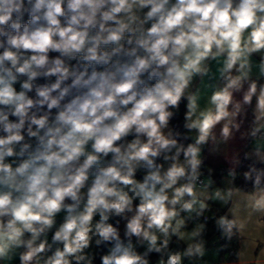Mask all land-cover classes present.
<instances>
[{
	"label": "clouds",
	"instance_id": "1",
	"mask_svg": "<svg viewBox=\"0 0 264 264\" xmlns=\"http://www.w3.org/2000/svg\"><path fill=\"white\" fill-rule=\"evenodd\" d=\"M261 133L264 0H0V264L203 262L210 224L228 241L245 227L206 214L240 185L233 169L209 191L204 152Z\"/></svg>",
	"mask_w": 264,
	"mask_h": 264
},
{
	"label": "crops",
	"instance_id": "2",
	"mask_svg": "<svg viewBox=\"0 0 264 264\" xmlns=\"http://www.w3.org/2000/svg\"><path fill=\"white\" fill-rule=\"evenodd\" d=\"M259 58L254 57V66L252 70L253 78H256L259 75V69L256 66L258 64ZM217 65L215 62L212 63V72L216 73ZM219 83L218 79L210 80L208 77L204 78V83L202 84L197 78L193 84V88L201 87L204 92V97L201 100V105L206 104L207 96L210 95L211 88H206V84H216ZM185 110V109H184ZM251 112H249L247 120L244 121L241 132L247 133L251 125ZM189 135L194 136V133H189ZM259 147L264 150V138H251L245 136L241 138L237 134L236 138L229 140L227 143H220L219 151L216 153H210L207 149L204 152L205 156V167L204 174L207 173L208 169H214L217 166H226L228 169H236L241 160L245 158V153H248L250 158L254 160H259L258 157L253 155L255 149ZM264 155V151H262ZM238 161V163H237ZM205 179V175L202 176ZM224 177V176H223ZM215 178L212 185V189L209 191L215 190L216 187L229 188L232 187L231 179L225 178ZM249 192L238 190L233 193L231 201L228 205H221L217 202V206H220L225 209V212H228V209L231 207L234 209L235 216L239 221L245 223L244 229L237 233L238 236V245H237V262L236 264H264V215L260 213L250 214L249 210L245 207L246 202L249 200ZM231 217V215H230ZM176 245H173L175 247ZM17 263V262H16ZM189 264H233L220 261V251L216 247H207V253L204 257V261H191Z\"/></svg>",
	"mask_w": 264,
	"mask_h": 264
},
{
	"label": "trees",
	"instance_id": "3",
	"mask_svg": "<svg viewBox=\"0 0 264 264\" xmlns=\"http://www.w3.org/2000/svg\"><path fill=\"white\" fill-rule=\"evenodd\" d=\"M40 82L43 83V80H41ZM183 112H184V103L182 102L179 113H177L176 117L172 121V126L175 129L181 131L182 133L185 132V129L183 128ZM189 136L192 137L191 135H189ZM183 142L184 143H188V142H190V140L183 141ZM253 163L258 165L259 164V160L243 158L241 160L239 166L235 169V171H236V184L240 185L239 190H242V191H245V192H250L251 191L250 186L245 185L244 182H243V171L246 170L249 167V165L253 164ZM215 170H216V167L213 169V172H212L213 180H215V178H214ZM229 171H231V170L229 169ZM203 172H205V171L203 170ZM226 176H228V175H226ZM231 180H232V177H231ZM212 213H215L216 216H220V215L225 214L226 212H225L224 208L215 205V206L211 207V211L209 213H206V214L207 215H212ZM229 218H231V217L229 216ZM215 233H218L220 235V232L217 231V229L210 224L209 227H208V235L206 237V239H207V247H210L209 243L211 241V237L214 236ZM223 242H224V244L218 248L219 251H220V261L221 262H226V263L236 264V262H237L238 236L237 235L234 236L231 241L223 239ZM230 249H234L235 253L231 254L229 252ZM16 264H18V262Z\"/></svg>",
	"mask_w": 264,
	"mask_h": 264
},
{
	"label": "built area",
	"instance_id": "4",
	"mask_svg": "<svg viewBox=\"0 0 264 264\" xmlns=\"http://www.w3.org/2000/svg\"><path fill=\"white\" fill-rule=\"evenodd\" d=\"M256 138H264V133L259 134ZM228 173H229V169L227 167H225L223 165L222 166H217L216 170H215L214 178H221L223 176L228 175ZM201 179L204 181L203 177H201ZM223 244H224L223 238H221V235H219L218 233H215L214 236L211 237V241L209 243L210 247H216V248H219ZM229 252L231 254H234L235 250L234 249H230Z\"/></svg>",
	"mask_w": 264,
	"mask_h": 264
},
{
	"label": "rangeland",
	"instance_id": "5",
	"mask_svg": "<svg viewBox=\"0 0 264 264\" xmlns=\"http://www.w3.org/2000/svg\"><path fill=\"white\" fill-rule=\"evenodd\" d=\"M204 175H205V179H206V180H205V183H207L208 175H209V174L207 175V173H206V174H204ZM223 178H225V179H229V180L231 179V177H230L229 175H228V176H224ZM218 179H219V178H218ZM194 263H195V261H194Z\"/></svg>",
	"mask_w": 264,
	"mask_h": 264
}]
</instances>
